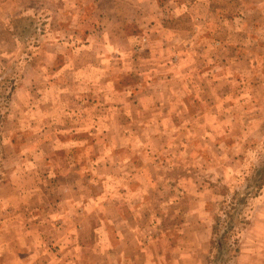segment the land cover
Wrapping results in <instances>:
<instances>
[{
  "label": "rangeland",
  "instance_id": "1",
  "mask_svg": "<svg viewBox=\"0 0 264 264\" xmlns=\"http://www.w3.org/2000/svg\"><path fill=\"white\" fill-rule=\"evenodd\" d=\"M0 205V264H264V0H0Z\"/></svg>",
  "mask_w": 264,
  "mask_h": 264
},
{
  "label": "crops",
  "instance_id": "2",
  "mask_svg": "<svg viewBox=\"0 0 264 264\" xmlns=\"http://www.w3.org/2000/svg\"><path fill=\"white\" fill-rule=\"evenodd\" d=\"M60 202H61V204H62V202H64V205H66L64 207V211H66V209L69 207L70 209H72V211L74 212V214L76 216L77 213H78L77 212L78 209H80V210L82 209V208H77V207L79 206V204H81V203L83 204L84 200L80 199L79 197L72 198V196H67L63 201L60 200L57 203L59 204ZM57 203L55 201L54 202L48 201L47 203H45V205H47V204L48 205H57ZM33 204H35V202L31 203V205H33ZM93 205H94V208H97L99 203H95ZM1 206H3V205H0V207ZM33 206H35V205H33ZM28 208H29V206H28ZM85 208H87V207H85ZM99 212L100 211H97L96 213H94V211L89 208V210L85 214H80L77 217V219L80 220L83 216H85L86 218H88V219L93 221L94 219H96V217L99 214ZM81 213H83V212H81ZM70 214L71 213H69V215ZM64 220H68V219H64ZM64 220H62V221L64 222ZM8 221L9 222L1 221V223H0V237L4 236V238H5L8 235L3 230V223L2 222L6 223V224H14V223H16L15 218H8ZM46 222H47V220H41V221L33 222V228H34L35 231L38 232V234L36 236V239L45 240V238H46L47 240L38 249H35V248L32 249L31 256H34V258H35V256L38 257V264H76L77 260H78L77 257L79 255V253L82 251L81 248H82L83 241H85L86 239L91 238L92 234L91 235L89 234L90 237L88 235L84 234V233H82V235H81L82 229H80L77 225H74L72 227V226H70L68 224V222H66L65 225H61L60 224V226L57 228V230L55 232H53V234L51 235L50 238L47 237V236L43 237L44 235H42V234H44L46 229H47V227L45 226ZM67 225H69V226H67ZM15 227H16V225L14 226V228ZM93 231H96V227L95 226H94V230ZM106 238L109 239V237H106ZM51 239L55 240L56 243L60 245L59 251L61 252V256L60 257H56V259H59L58 263L55 262V261H53V262L50 261L49 257H47V255H45V254H47V249L44 248V245ZM70 240H73V243L72 244L69 243L68 248L67 247L62 248V244L64 243L66 245V243H68V241H70ZM79 241H82V242H79ZM39 245L40 244H37L36 246H39ZM48 255H51V253L48 252Z\"/></svg>",
  "mask_w": 264,
  "mask_h": 264
}]
</instances>
